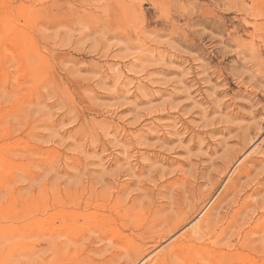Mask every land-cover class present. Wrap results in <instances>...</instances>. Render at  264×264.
<instances>
[{
  "label": "rangeland",
  "instance_id": "obj_1",
  "mask_svg": "<svg viewBox=\"0 0 264 264\" xmlns=\"http://www.w3.org/2000/svg\"><path fill=\"white\" fill-rule=\"evenodd\" d=\"M0 264H264V0H0Z\"/></svg>",
  "mask_w": 264,
  "mask_h": 264
},
{
  "label": "bare ground",
  "instance_id": "obj_2",
  "mask_svg": "<svg viewBox=\"0 0 264 264\" xmlns=\"http://www.w3.org/2000/svg\"><path fill=\"white\" fill-rule=\"evenodd\" d=\"M201 222V221H200ZM202 223V222H201ZM197 226V225H196ZM193 230H194V228H193ZM197 231V230H196ZM198 233V232H197ZM176 254V253H175ZM201 261H202V259H201ZM146 262V261H145Z\"/></svg>",
  "mask_w": 264,
  "mask_h": 264
}]
</instances>
